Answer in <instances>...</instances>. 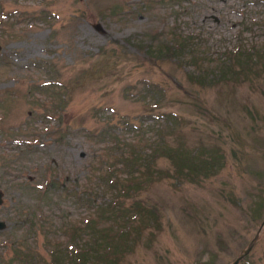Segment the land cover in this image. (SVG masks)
I'll return each mask as SVG.
<instances>
[{
	"label": "rangeland",
	"instance_id": "obj_1",
	"mask_svg": "<svg viewBox=\"0 0 264 264\" xmlns=\"http://www.w3.org/2000/svg\"><path fill=\"white\" fill-rule=\"evenodd\" d=\"M173 28L197 36L198 56L216 62L264 45V0H0L1 244L26 233L19 213L41 220L62 249L66 221L128 225L97 217L61 190L95 185L93 171L109 155L90 134L107 125L127 153L131 145L182 147L215 163L196 181L176 180L170 159L158 156L169 176L141 195L158 217L132 220L133 249L119 264H231L255 237L264 219V73L202 85L182 61H148L146 45ZM50 77L62 88L53 98L38 87ZM56 177L63 188L49 186ZM39 184L48 190L40 194ZM37 237L47 260L44 232ZM2 253L0 264H14L10 244ZM237 264H264V228Z\"/></svg>",
	"mask_w": 264,
	"mask_h": 264
},
{
	"label": "trees",
	"instance_id": "obj_2",
	"mask_svg": "<svg viewBox=\"0 0 264 264\" xmlns=\"http://www.w3.org/2000/svg\"><path fill=\"white\" fill-rule=\"evenodd\" d=\"M172 30V33H169L168 38L162 43L146 45L144 51L148 61L152 63H155L156 60L182 61V64L195 67L194 71L197 74L191 75L193 74L191 72L189 77L194 78L202 85L215 84L230 75L245 77V72H247L248 81L252 76L257 78L258 75L264 73V45L237 47L224 53L219 60L214 62L206 60L203 56H198L200 41L197 36L184 34L181 31L176 33L178 28ZM42 67L44 66L42 65ZM56 82L55 78L50 77L38 87L43 89L42 93L48 94L50 98L57 97L62 88ZM169 123H172L171 118ZM117 132V128L107 125L106 129L99 134L97 132L90 134L100 137L102 145L109 155L108 158H102L98 168L93 171L95 185L81 189L77 181L71 184L69 190L63 188L65 181L58 177L48 183L50 187L53 183L58 184L65 192L63 197L72 198L74 203L87 206L90 211H94L97 217L114 220L112 223L115 221L126 222L128 225L124 224L120 227L117 223L119 226L117 230L111 229V227L98 230L93 227L94 221L91 217H80L78 223L74 222L73 225L66 221L64 233L66 229H69L70 242L62 249L59 238L55 239L53 234L45 231L41 220L28 219L24 213L21 216L19 213L18 219L25 223L26 233L19 235L12 242L8 240V243H2L3 245L10 244L11 262L14 264H38L40 261H44L45 264H119L122 257L133 249L132 220H136L139 215L152 220L158 217L156 206L148 205L149 202L144 200L141 195L155 177H161L163 173L169 176L168 172H163L156 166L159 155H165L170 159L173 165L170 175L174 176L176 180L196 181L198 174L199 176L208 175L215 169L213 158L201 159L195 151L188 152L182 147L175 150L170 146H164L159 150L146 151L136 145L130 146L129 144L131 151L127 153L125 147L121 146L118 141ZM160 143L163 142L160 141ZM49 186L40 185L35 189L41 194L47 191ZM126 199L128 200L126 201ZM86 229L90 231V239L87 241L84 235ZM40 231L44 232L46 239L44 251L49 256L47 260L42 257L35 244ZM30 240L33 241L30 242ZM59 249L62 251L58 252ZM3 256L4 253L1 254L0 259Z\"/></svg>",
	"mask_w": 264,
	"mask_h": 264
},
{
	"label": "water",
	"instance_id": "obj_3",
	"mask_svg": "<svg viewBox=\"0 0 264 264\" xmlns=\"http://www.w3.org/2000/svg\"><path fill=\"white\" fill-rule=\"evenodd\" d=\"M0 50H1V46H0ZM2 201H3L2 192L0 191V205L2 204ZM5 227H6L5 221L0 220V230L5 229ZM263 228H264V219L261 221L260 226H259V230H258L257 234L255 235V237L249 242V244L246 246V248H244L241 251V253L234 259V261L231 264H237L246 254H248V252L252 248L255 240L257 239L259 232H261Z\"/></svg>",
	"mask_w": 264,
	"mask_h": 264
}]
</instances>
